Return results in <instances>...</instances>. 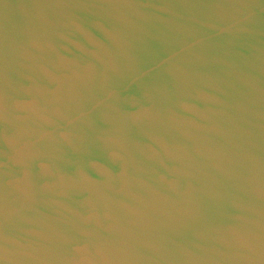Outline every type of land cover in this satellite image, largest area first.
Returning <instances> with one entry per match:
<instances>
[{
    "label": "water",
    "instance_id": "95a60500",
    "mask_svg": "<svg viewBox=\"0 0 264 264\" xmlns=\"http://www.w3.org/2000/svg\"><path fill=\"white\" fill-rule=\"evenodd\" d=\"M0 264H264V0H0Z\"/></svg>",
    "mask_w": 264,
    "mask_h": 264
}]
</instances>
